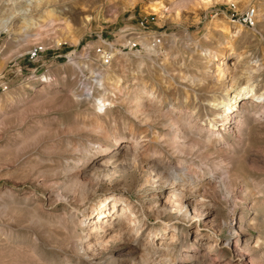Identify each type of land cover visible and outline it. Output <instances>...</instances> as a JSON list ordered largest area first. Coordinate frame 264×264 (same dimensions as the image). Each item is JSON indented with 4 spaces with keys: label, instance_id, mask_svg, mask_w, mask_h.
I'll use <instances>...</instances> for the list:
<instances>
[{
    "label": "rangeland",
    "instance_id": "obj_1",
    "mask_svg": "<svg viewBox=\"0 0 264 264\" xmlns=\"http://www.w3.org/2000/svg\"><path fill=\"white\" fill-rule=\"evenodd\" d=\"M248 7L256 11L254 27L231 21L232 14ZM48 10H53L50 16ZM5 19L10 23L8 30H0V264H140L137 246L128 241L111 242L91 258L73 250L84 229L70 221L71 213L82 212L106 192L122 190L135 204L144 196L136 193L143 172H133L115 160L92 177L89 170L79 173L93 186L83 205L76 193L56 199L67 164L84 162L99 144L114 156L130 142L123 103L100 117L120 137L113 144L81 129L83 118L95 115L93 102L84 100L86 94L76 99L73 91L90 94L95 85L92 73H103L104 83H110L107 87L122 79L125 62L117 52L129 53L126 63L135 69L133 52L141 48L123 47L124 33L134 39L156 38L167 52L172 39L175 53L184 60L183 71L199 78L209 61L216 62L227 49L229 40L221 24L240 25L242 32L229 37L242 57L238 61L231 57L228 64L244 68L260 62L262 69L254 78L263 89L264 0H0V26ZM195 44L197 50L191 52L187 46L193 49ZM106 53H117L110 68L104 63ZM73 59L86 61L83 74L88 80L80 76ZM196 91L205 93L200 87ZM239 117L241 127L222 131L224 139L207 153L210 162L221 160L229 171L235 206L229 208L219 196L212 202L215 219L231 224L222 228L219 239L231 237V245L207 252L206 229L195 237L193 224L183 225L166 215L146 219L153 229L163 223L182 227L173 242L178 253L175 264H264V115L243 112ZM79 145L89 151L83 157L75 152ZM168 238L167 234L164 241Z\"/></svg>",
    "mask_w": 264,
    "mask_h": 264
},
{
    "label": "bare ground",
    "instance_id": "obj_2",
    "mask_svg": "<svg viewBox=\"0 0 264 264\" xmlns=\"http://www.w3.org/2000/svg\"><path fill=\"white\" fill-rule=\"evenodd\" d=\"M52 11L48 10L47 14L50 16ZM9 23V19L2 21L0 30H8ZM221 28L229 40L227 49L216 62L209 61L208 69L199 78L183 71L184 60L175 53L172 39L169 40L170 52H167L156 38L134 39V35L124 33L121 36L123 47L132 51L138 44L141 48L133 52L137 59L135 69H129L126 63L129 53H106L104 63L108 67L116 55L125 62L120 70L123 78L114 80L107 87L110 83H104L103 73H92L90 77L95 85L89 90L90 94L87 95L88 90L83 95L73 91L76 99L86 94L84 100L92 98L93 102L95 115L81 119V129L111 140L113 144H117L120 137L115 129L108 130L100 117L107 115L117 103H123L129 117L130 142L114 156L108 154L107 146L99 144L85 156L84 162L75 159L72 165L67 164L64 167L67 176L55 193L56 199L66 200L68 194L76 193L77 201L83 205L93 186L83 181L79 173L89 170L88 175L92 177L99 169L107 170L115 160L133 172H143L136 193L139 197L144 194L141 203L135 204L122 190L106 192L85 206L82 212L71 213L70 221L84 229L73 250L91 258L106 250L111 242L128 241L137 246L140 264H175L178 253L173 242L182 227L163 223L159 229H153L146 222L149 216L158 219L162 215L183 225L193 224L195 237L202 228L206 229L208 235L203 249L207 252L219 245H231V237L219 239L222 228L231 224L215 219L217 212L212 202L219 196L229 208L235 206L229 171L221 160L210 162L207 153L224 139L222 131L228 133L233 126L241 127L240 114L259 112L264 115V88L259 89V81L254 78L262 69L260 62L255 60L244 68L235 67V62L232 66L227 62L231 57L235 60L242 57L229 38L242 34L240 25L221 24ZM197 47L196 44L193 49L187 46L191 52ZM212 54L207 53L214 59ZM160 55L162 58L159 59ZM72 63L80 76L85 77L83 65L86 61L73 59ZM86 79L89 77L83 80ZM196 87L205 91L203 96L197 93ZM178 90H181L180 96ZM246 104L253 109L249 110ZM75 152L83 157L89 151L79 145ZM169 158L176 162L165 161ZM167 234L169 238L164 241ZM225 264L233 262L226 261Z\"/></svg>",
    "mask_w": 264,
    "mask_h": 264
},
{
    "label": "built area",
    "instance_id": "obj_3",
    "mask_svg": "<svg viewBox=\"0 0 264 264\" xmlns=\"http://www.w3.org/2000/svg\"><path fill=\"white\" fill-rule=\"evenodd\" d=\"M231 21L237 22L247 28H252L256 23V11L254 7H248L241 13H234L231 15ZM36 54V51L33 52Z\"/></svg>",
    "mask_w": 264,
    "mask_h": 264
}]
</instances>
